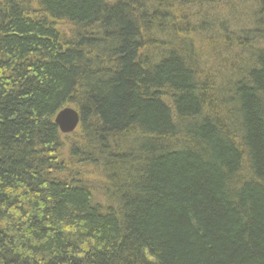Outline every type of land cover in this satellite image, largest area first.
Wrapping results in <instances>:
<instances>
[{
    "label": "trees",
    "instance_id": "obj_1",
    "mask_svg": "<svg viewBox=\"0 0 264 264\" xmlns=\"http://www.w3.org/2000/svg\"><path fill=\"white\" fill-rule=\"evenodd\" d=\"M249 1L0 0V264H264Z\"/></svg>",
    "mask_w": 264,
    "mask_h": 264
},
{
    "label": "rangeland",
    "instance_id": "obj_2",
    "mask_svg": "<svg viewBox=\"0 0 264 264\" xmlns=\"http://www.w3.org/2000/svg\"><path fill=\"white\" fill-rule=\"evenodd\" d=\"M262 1L263 0H259V3H262ZM249 3H251V0L249 1ZM224 5V4H223ZM249 8V7H248ZM249 10H250V8H249ZM218 11H222V9H221V7L220 6H218L217 8H215L214 9V11L212 12L213 13V15H214V13L215 12H218ZM253 11H255V12H257V9H253ZM226 13L227 12H223V14L222 15H224L223 17H225V15H226ZM249 14H250V12H248ZM259 13H261V12H259ZM251 15V14H250ZM247 17H245V19H246ZM248 23H249V25H251V21H252V18H248ZM256 21H258V22H263L264 23V14H261L258 18H256L255 19V21H253L254 22V26H255V24H256ZM251 27H253V26H251ZM58 30H60V31H62L64 34H68V33H70L69 31H68V26H66V25H63V24H59L58 25ZM262 29V30H264V24H259V27H258V29ZM230 31L231 32H234V30L233 29H230ZM230 34H233V33H230ZM233 35H235V34H233ZM155 38H157L156 36H154ZM251 38H249V40H248V42L247 43H249V41H251L250 43H249V46L248 47H250V50H251V52H253V55H254V53L257 51H263L264 50V40L263 41H260V42H256V41H254V40H250ZM246 43V42H245ZM237 49H239V47L237 48ZM235 50V49H234ZM234 50L233 49H231V51H229V54H230V56L231 57H235L237 54H238V52H234ZM238 51V50H237ZM150 53V52H149ZM244 57V56H243ZM236 58L238 59V57L236 56ZM227 59H229V57H227L226 58V60ZM246 61H243V63H245ZM251 63L249 64V66L251 67L253 64H254V61H250ZM202 63V62H201ZM229 64H228V66L230 67V70L231 71H236V72H239V71H243V69H241L240 67H237V64H235V66L233 65V62H232V58L229 60V62H228ZM242 63V64H243ZM244 69H246V68H244ZM245 73V72H244ZM234 74V73H233ZM233 74H230L228 77H222L223 75H221L220 74V72L217 70V72H214L213 70H212V75L213 76H218L219 78L217 79V81L216 82H214L212 85L214 86V87H216L217 89L218 88H221V90L223 89V88H226V89H229V87L231 86V84L232 83H234V81L235 80H233L234 78H233ZM227 86V87H226ZM220 91V90H219ZM226 94V93H225ZM225 96H227V95H225ZM72 109H74V108H72ZM55 123H56V121H55ZM57 125V124H56ZM58 127V126H57Z\"/></svg>",
    "mask_w": 264,
    "mask_h": 264
},
{
    "label": "water",
    "instance_id": "obj_3",
    "mask_svg": "<svg viewBox=\"0 0 264 264\" xmlns=\"http://www.w3.org/2000/svg\"><path fill=\"white\" fill-rule=\"evenodd\" d=\"M80 120L79 113L71 108H64L55 117L56 124L62 135L73 134L75 129L79 126Z\"/></svg>",
    "mask_w": 264,
    "mask_h": 264
}]
</instances>
